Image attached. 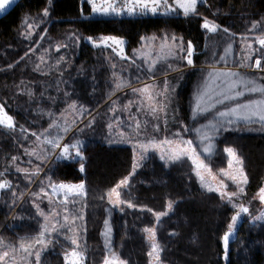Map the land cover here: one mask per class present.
<instances>
[{"label": "snow or ice", "instance_id": "obj_1", "mask_svg": "<svg viewBox=\"0 0 264 264\" xmlns=\"http://www.w3.org/2000/svg\"><path fill=\"white\" fill-rule=\"evenodd\" d=\"M15 2L16 0H0V14H4ZM204 2L206 0H171V2L170 0H87V3L91 5L92 15L98 16H156L157 14L167 16L170 14L180 15L181 13L184 17L198 16V4ZM52 3L53 0H48L49 7L43 9V17L50 16ZM81 11L83 13V9ZM30 20L33 22H29ZM40 22L43 21L41 20ZM24 23L29 30L38 27V23L31 17L25 19ZM201 27L207 30L209 34L218 35L220 40H227L226 46L223 49L224 55L219 57L220 61H224L227 64V57L233 51L232 43L230 42L231 37L235 33H231L228 27H221V25L209 20L207 17L204 18ZM251 30L260 31L261 34L257 36V41L261 47L259 49H252V45L249 43L247 54L235 70L228 67L218 68L215 63L209 64L207 66L209 70L197 85L193 94L192 119L193 121H197L199 118H203L206 120V123H202L198 127L191 129L187 125L183 126L184 132L191 131L195 133L194 139L197 143H194V140L191 138L185 139L180 131L172 133L171 137L164 136L163 139L150 135L144 141H137V144L134 146L133 172L129 174V177L120 180L119 183L108 190L106 195L98 197L102 201L106 198L110 205L120 207L121 211H123L122 206L124 205L128 208H136L137 205L130 199V191L124 192L123 190L130 187L131 176L135 174L136 168L141 166L140 162L147 158V154L150 151H159L160 159L165 160L169 165L182 164L185 162V159L190 160L194 166L193 171L199 179L200 186L207 193H218L220 199L226 204L231 205V208L234 210L227 225V230L222 237L225 259H227L229 254L230 237L236 231L238 222L242 220L243 215H251L250 207L243 202V198L246 196V187L249 184V177L245 170L244 158L233 147H226L224 149L229 157L228 168L220 169V172L223 177L235 185L236 190L230 191L229 185L224 179L218 180L212 174L210 165L212 158L216 154V138L222 132L239 130L236 126L241 121L245 126L259 124L260 130H264V76L255 77L240 71V69L246 68L264 72V65H262V60H264V22H252ZM23 35L27 39H31L33 33L32 31H26ZM73 36H75V33ZM40 38L43 39L44 37ZM76 39L79 40L80 37H76ZM142 39L155 41L157 38L153 36ZM87 40L91 41L95 47H100L101 44L105 47L115 45L117 48H114V51L118 49L121 59H129L125 56V41L122 38L111 35L102 36L98 42L89 36ZM220 40H216L215 44H219ZM215 44L213 45L214 58ZM60 47H68V45H57V50ZM205 47H209V45L206 44ZM134 51L147 63V71L153 77V82L144 83L141 81L142 87H134L130 80L114 72L113 76L115 79L113 82L115 88L109 93L108 99L111 100L117 91L130 88L133 95L137 96L138 99L129 100L123 106V110L130 113L129 119L133 120V124L129 125V127H132L133 131L137 134L147 131L149 121L147 119L141 121L131 115V109L135 106L146 117H152L153 121L163 119V125L166 130L168 125V108L173 102L176 85L171 84L167 79V73L164 74L162 84L156 82L154 74L157 71V64L161 61H166L170 55L175 53L176 58L186 60L187 65L194 66L193 56L196 53V48L192 41H188L185 47L182 37H177L175 34L169 37L166 34L160 45V51L154 57L150 52L146 53L144 50ZM257 52H259V57L253 63V56ZM27 54L26 52L25 56ZM21 59H24V57H21ZM40 61L41 63L45 62L43 56L40 57ZM62 62H65V57L63 56L57 59L56 67L59 68ZM132 63H136L135 59L132 60ZM11 67L13 65H9V68ZM112 67L115 68V64ZM167 67L171 71H179L178 68L174 69L171 64H168ZM34 71H42L39 64L35 66ZM60 75L62 76L63 72ZM140 79V77H137V80ZM25 94L30 98L35 95L31 90ZM257 94L258 98L247 99L241 102V98L246 95ZM65 95L69 94L65 93ZM113 104L115 105L116 101H113ZM117 110L115 107L110 109L114 114ZM70 112L75 113L79 117H84L86 113L91 115L85 106H78V102L72 100L60 114L64 118L63 123L53 119L49 123L48 128L43 129L39 133L33 131L31 135L36 138L33 141L35 147L25 148L24 152L29 157H35L42 164H46L51 159H55L57 162L76 161L80 165L79 171L83 173L85 172L84 161L86 159L83 151L84 142L77 138L71 143H62L65 137L70 134L72 128L76 126L75 119L69 122L65 117V114ZM47 115L52 117L53 113L49 111ZM81 122L83 123V120ZM95 122V116H92L86 127H92ZM108 127L111 129L113 124L109 123ZM0 128L9 133H15L17 128L14 118L5 111L4 103H0ZM152 128L154 132H160L161 124L158 122L153 123ZM19 131L23 139H28L24 135L27 130L23 126L20 127ZM79 131L83 132V129L81 128ZM121 136L124 137V133H121ZM109 142L111 143L112 141ZM119 142H123V140ZM137 148L139 149L138 152L136 151ZM198 148L201 151H197ZM202 154L206 155L202 158ZM19 159V156H13L10 166L6 167L4 171H0V192L10 194L12 205L22 200L25 193H17L15 188L18 186L13 185L12 181L5 177V173L9 172L11 167H14L17 173H22L24 179L32 183L39 179L40 173L44 170L39 164L33 166L31 169L21 167L19 164H16V161ZM27 163L32 164L31 159ZM206 174L207 176H211V181L206 178ZM45 181H47L46 184ZM40 183L39 192L31 193L36 215L42 218V222L40 220L37 221L39 226L38 231L35 235L19 237L18 243L5 241L3 237H0V264H45L43 261L44 253L50 246L60 243V236H63L64 240L71 245L63 253L65 264H85L87 249L81 240L83 233L87 230L83 211L87 207L86 197L88 195L85 182L81 181L79 184L57 183L52 179V176L46 175ZM61 192H63L62 198L60 197ZM54 197L56 199H53ZM257 197L264 204V186L259 188L254 199ZM44 199L48 201L49 211L47 212L41 207V202ZM77 203L81 205L79 209L75 208ZM70 204L73 206L72 208L69 207ZM173 204L174 202L170 200L167 204V211L155 213L157 223L160 222L161 217L167 216L169 212L173 211ZM148 211L151 212L152 209H148ZM252 219L264 222V213L252 216ZM77 220L82 222L81 225L77 226ZM104 225L105 231L102 235L105 237V248L108 251V255L104 257L103 264H128L126 259L121 258L112 249L110 240L112 228L108 219L104 221ZM144 231L149 234L148 239L151 241V250L148 252V256L150 257L149 264H163L161 259L163 248L156 240V229L154 227L145 228ZM64 247L65 245L61 244V248Z\"/></svg>", "mask_w": 264, "mask_h": 264}, {"label": "trees", "instance_id": "obj_2", "mask_svg": "<svg viewBox=\"0 0 264 264\" xmlns=\"http://www.w3.org/2000/svg\"><path fill=\"white\" fill-rule=\"evenodd\" d=\"M45 7H49L48 0H22L0 19V48L4 52L3 55L0 54V101L4 103L5 111L14 118L17 126L15 133L0 128V171L10 166L13 156L20 157L16 164L27 162L28 155L24 152L26 140L21 137L19 131L21 126L27 130L24 133L26 136L33 131L38 132L39 129L47 128L53 119L58 118L67 104L72 100L81 104L86 100L88 93L90 72L80 73L75 67L85 58L83 41L74 60V66L68 70L60 65L59 68L47 70V74H41L34 71V66L26 61L25 56L21 59L23 54L26 52L29 54L31 50L25 43H19L26 39L19 38L16 29L25 14H42ZM198 13V16L190 17H184L182 13L167 16L161 14L96 16L92 15L87 0H53L50 16L45 17L44 25H41L42 23L38 25L42 32L46 33L47 30L49 34H53L54 29L69 28L85 37L116 36L125 41L126 52L134 49L139 41L149 34L169 31L179 35L186 42L192 41L196 48L193 67H200L205 57L206 35L201 27L204 18L207 17L219 25L230 23L238 30L244 27L245 22L252 24L258 15H264V0H206V3L198 4ZM87 54L89 58L85 63L97 65L94 57L98 52L88 49ZM9 65L13 67L9 68ZM194 72L190 71L183 77L178 85L177 96L173 98L172 114H175L176 120L180 122L186 123L189 119L188 97L192 83L190 76L191 74L193 76ZM104 74L103 67L99 68L97 73H93L96 79ZM29 90L34 92V97L30 98L25 94ZM65 93L69 95L66 96ZM49 111L53 113L52 117L47 115ZM79 127H75L74 131H78ZM238 139L240 151L246 157L245 169L249 177L245 198L250 199L257 194L264 181V135H240ZM85 140L83 149L86 157L85 172L79 171L80 165L76 161H67L60 167L52 164L51 167L63 181H84L90 193L108 191L129 171L131 150L125 145L107 144L102 137L100 139L87 137ZM37 164L39 163L35 165ZM153 167L157 173L164 172V168L158 163ZM14 171V167H11V170L5 173V177L13 183ZM169 172L171 173V170ZM172 180L166 182L164 188L138 187L140 194L148 196L152 193L157 200L160 198L162 200L163 190H168L178 200L177 211L183 221L176 227L177 235L171 243L170 264H264V251L259 241H255L253 237L254 224L246 226L242 233L236 228L230 237L229 254L225 259L222 237L234 210L228 204L218 203L216 195L201 191L193 180H187L185 184L179 185ZM91 188L96 190L91 191ZM1 200L0 233L4 232L6 226L19 229L20 225H17L13 217H9L6 204ZM251 213L255 214V211ZM238 227L241 228L242 225ZM91 232L92 238L95 237L96 233H93L95 230ZM255 237L259 240L262 238L260 233ZM139 258L141 259L139 264H144L143 252ZM90 260L87 259V262Z\"/></svg>", "mask_w": 264, "mask_h": 264}, {"label": "rangeland", "instance_id": "obj_3", "mask_svg": "<svg viewBox=\"0 0 264 264\" xmlns=\"http://www.w3.org/2000/svg\"><path fill=\"white\" fill-rule=\"evenodd\" d=\"M29 17L33 18L38 24L42 23L41 25H44L43 22H40L41 20L43 21L45 19V17H43V13H36L32 15L25 14L20 22L19 27L16 29V35L19 36V38L22 37V39H26V41L22 40L21 42L19 41V43H25V45L30 46L31 51L27 56L23 54V57L25 56L26 61L33 65L34 68L37 64H39L42 71L37 72L41 74L47 73V70L56 67V61L61 56L65 57V62L60 64L63 65L65 70L73 67L75 64L74 60L78 55V50L80 46H82L83 41V53L85 58L79 62L78 66L76 64L75 67L80 71V73L89 71L90 77L88 79L89 86L86 100H83L81 104H78V106H85L91 115L86 113L84 117H79L75 113H66L65 117L69 122H71L73 119L76 120V126L72 128V131L68 136L65 137L62 143H71L77 138L85 142L87 137L89 139H100V137H102L107 144L128 146L131 150V165L129 171L120 180L124 179L125 177H129V174L133 172L135 156L134 146L137 144V141H144L150 135H155L158 139H163L164 136L171 137L172 133L180 131L184 135L185 139L191 138L194 140V143H197V141L194 139L195 133L191 131L184 132L183 126L187 125L188 128L191 129L193 127H198L202 123H206V120L203 118L193 121L192 107L194 104L193 94L198 83L209 70L207 66L209 64L215 63L216 67L218 68L228 67L235 70L239 63L243 60L244 56L247 54V46L249 43H251L252 49H259L261 47L257 41V36H259L261 33L258 30H251V27L249 28L251 24L245 22L244 27L235 30L230 23H223L221 27H228L231 33H235V35L231 37L230 41L232 43L233 51L231 55L227 57V64H225L224 61L219 60V57L224 55L223 49L226 46L227 40H220L218 35L209 34L207 30L203 29L206 35V40L204 42L205 57L201 61L200 67L187 65L186 60L176 58L175 53H173L166 61H161L157 64V71L154 74L156 82L162 84L164 80V74L167 73V79L171 82V84L176 85L174 96H177L179 90L178 85L181 83L183 77H185L188 72L193 70L195 71L194 75L192 76L191 74L190 76L192 83L190 85V93L188 97L189 119L186 123L176 120L175 114H172V102L168 108V125L167 129L165 130L163 119L160 121H153L152 117H146L142 112L138 111L135 106H133L131 109L132 116L138 118L141 121L146 119L149 121L147 131L137 134L133 131L132 127H129V125L133 124V120L129 119L130 113L126 110H123V106L126 105L129 100H135L138 99V97L133 95L130 88H125L122 91H117L116 94L112 96V99L109 100V93L115 88V84L113 82L115 77L113 76V73L115 72L119 76L130 80L134 87H142L143 84L141 81L144 83L153 82V77L149 75L147 71V63H145L134 50H144L146 53L150 52L154 57L160 51V45L163 42V37L166 34L170 37L173 35V33L169 31H161L158 33L149 34L143 38H151L155 36L157 39L155 41L141 39L139 44L130 52H126L124 44V53L129 59H121L118 49L114 51V48H117V46L113 45L112 47H105L103 44H101L100 47H95L91 41L87 40V37L82 36L73 29H54V31H52L54 33L49 34V32L47 33V30H45L46 33L42 32L38 25V27L29 30L24 23L25 19ZM255 21L264 22V15H258V18ZM29 22L33 21L30 20ZM26 31H32L33 35L31 39H27L25 35H23V33ZM40 31L42 33L39 34ZM74 33L75 36H73ZM42 36L44 37L43 39L40 38ZM176 36L180 37L179 35ZM76 37H80V39L77 40ZM100 37L102 36L94 37L93 39L99 42ZM245 37H247V39H245ZM216 40H220L219 44H215ZM184 43L186 47L187 42L184 41ZM63 44L68 45V47H60L59 50H57V45ZM206 44L209 45V47H205ZM214 44L215 58L213 56ZM88 49L96 50V52H98V54L95 55L96 57H94L95 62H98L97 65H95L96 63H85L89 58V55H86ZM0 54H4L2 48H0ZM42 56L45 61L44 63H41L40 61V57ZM1 57L3 59V56ZM258 57L259 52L253 56L252 62L254 63L255 59ZM133 59L136 61L135 64L132 63ZM113 64H115V68L112 67ZM168 64H171L174 69L178 68L179 71L169 70L167 67ZM262 65H264V60H262ZM101 67H103L105 70V74L97 79L94 78L93 73H97ZM24 69L25 68L23 67V71ZM240 71L246 72L247 74L255 77L264 76V72L256 69L249 70L245 68L240 69ZM137 77H140L141 79L137 80ZM256 98H258V94L246 95L245 97L241 98V102L247 99ZM113 101H116L115 105L113 104ZM0 103H2V101H0ZM67 105L62 109L60 114L65 110ZM113 107L118 109L115 114L110 111V109ZM60 114L55 120L63 123L64 118H62ZM92 116H95V124H93L92 127H86V124L89 120H91ZM81 120H83V123ZM157 122L161 124L160 132H154L152 128V124ZM109 123L113 124L111 129L108 127ZM77 126H80L78 131H74V128ZM236 127H238L239 130L222 132L220 136L216 138V154L212 158L210 165L212 168V174L215 175L218 180L224 179L225 182L228 183L230 191L236 190L235 185H233L231 181L227 180V178L223 177L222 173L220 172V169L228 168L229 157L224 149L226 147L235 148L238 154L244 158L246 163V157L240 151V142L238 141V136L253 134L264 135V130H260L259 124L245 126L241 121ZM81 128L83 129V132L79 131ZM42 130L43 129H39L38 133ZM31 133L27 134L28 139H26L24 143L25 148L35 147L33 141H35L36 138L33 137ZM121 133H124V137L121 136ZM121 140H123V142H119ZM109 141L112 142L110 143ZM136 151L138 152L139 149L137 148ZM197 151H201V149L198 148ZM205 155L206 154H202V158ZM29 159H31L32 164H28L26 162V164L24 163L19 165L21 167H27L31 169L36 163H39V165H41L44 170L40 173L39 179L32 183L24 179L23 175H19V173L16 171L13 172L12 179H14V183H12L13 185L18 186L15 188L17 193H25L24 198L19 200L17 204L12 205L10 194L0 192V199H2L1 202L6 204V211L9 213V217H13L17 221V225H20L19 229H13L10 226H6L7 228H5L4 232L0 233V237H3L5 241H10L12 243H18L19 237L21 236L35 235L38 231L39 226L37 221L40 220L42 222V218L36 215V210L32 204L33 197L31 193L39 192L41 186L40 182L41 180H44L46 175L52 176V179L57 183L63 182L65 184H79L81 182L63 181L58 178L56 172L51 167L52 164H57L58 167H60L62 163L67 161L57 162L55 159H51L46 164H42L41 161L37 160L35 157L28 156L27 161ZM140 163L141 166L136 168L135 174L130 178V187L123 190L124 192L130 191V199L137 205L136 208H128L126 205H124L122 206L123 211H121L120 207H113L110 205L106 198L103 201L98 199L99 196L106 195L107 191H98L95 193L88 192L86 197L87 207L83 210L84 221L86 222L87 230L81 237L82 243L87 249L85 264H103L104 257L108 255V251L105 248V237L102 235V233L105 231L104 221L106 219L109 220L112 228V233L110 235L112 249L115 253H118L121 258L126 259L128 264H139L141 261L139 258L141 252L144 253L142 263L149 264L150 257L148 256V252L151 250V241L148 239L149 234L146 233L144 229L153 227L156 229V240L163 248V252L161 253L162 262L163 264H170V251L172 247L171 243L177 235L176 227L183 221L182 217H180L177 211L178 200L168 190H163V195L161 196L162 200L161 198L158 200L155 199L156 196L151 192V194L148 196L144 193L140 194L138 190L139 186L164 188L166 182H169L171 179L176 181L177 185L185 184L187 180H193L201 191L206 194L216 195L219 200L218 203L226 204L220 199L218 193H207L200 186L199 179L195 176V172L193 171L194 166L190 160L185 159V162L182 164L169 165L165 160L160 159L159 151H150L147 154V158ZM155 163H158V165H161V167L164 168L163 173H157L154 171L153 165ZM142 170H144L143 173H141ZM165 170L167 172H165ZM169 170H171V173ZM206 178L211 181V176H207L206 174ZM120 180H118L112 187L119 183ZM46 183L47 181H45V184ZM262 186H264V181L261 184V187ZM90 190L95 191L96 189L91 188ZM60 197H63V192L60 193ZM254 197H256V194L250 199L245 197L243 198V202L250 207V213L255 211V214L251 213V215H243L242 220L238 222V225L241 224L242 227L240 228L237 225V231L242 233L246 226L254 224L255 228L253 237L255 238V241H259V244L264 251V222H258L252 219V216H258L261 213H264V204L259 201L258 197L255 199ZM53 199L56 198L54 197ZM170 200L174 202L173 211L169 212L167 216L161 217L160 222L157 223L155 213L167 211V204ZM80 206V203H77L75 208L79 209ZM41 207L44 208L46 212L49 211L47 199H44L41 202ZM69 207L72 208L73 206L70 204ZM254 207L256 208L254 209ZM148 209H152V211L149 212ZM12 223L15 224L14 221H12ZM81 223L82 222L80 220L76 221L77 226L81 225ZM92 230H95L93 233H96V236L93 238L91 236ZM173 233H175V235H173ZM257 233L261 234L262 238L260 240L259 238L255 237ZM59 240L60 243L50 246L49 249L44 253L43 261L45 264H65L63 253L65 250H68L71 245L64 240L63 236H60ZM61 244H64L65 247L61 248ZM89 258L91 260L90 262H87V259Z\"/></svg>", "mask_w": 264, "mask_h": 264}, {"label": "water", "instance_id": "obj_4", "mask_svg": "<svg viewBox=\"0 0 264 264\" xmlns=\"http://www.w3.org/2000/svg\"><path fill=\"white\" fill-rule=\"evenodd\" d=\"M20 1H22V0H16L15 4H13L11 7H9L4 14H0V19H2L4 16H6L8 13H10Z\"/></svg>", "mask_w": 264, "mask_h": 264}]
</instances>
